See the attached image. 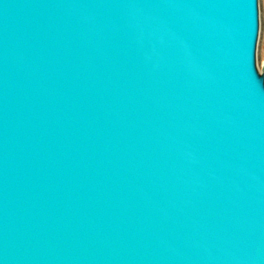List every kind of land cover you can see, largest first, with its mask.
I'll list each match as a JSON object with an SVG mask.
<instances>
[{
    "label": "water",
    "instance_id": "obj_1",
    "mask_svg": "<svg viewBox=\"0 0 264 264\" xmlns=\"http://www.w3.org/2000/svg\"><path fill=\"white\" fill-rule=\"evenodd\" d=\"M258 13L0 0V264H264Z\"/></svg>",
    "mask_w": 264,
    "mask_h": 264
},
{
    "label": "rangeland",
    "instance_id": "obj_2",
    "mask_svg": "<svg viewBox=\"0 0 264 264\" xmlns=\"http://www.w3.org/2000/svg\"><path fill=\"white\" fill-rule=\"evenodd\" d=\"M260 36L257 44L256 64L259 72H264V0H258Z\"/></svg>",
    "mask_w": 264,
    "mask_h": 264
},
{
    "label": "snow or ice",
    "instance_id": "obj_3",
    "mask_svg": "<svg viewBox=\"0 0 264 264\" xmlns=\"http://www.w3.org/2000/svg\"><path fill=\"white\" fill-rule=\"evenodd\" d=\"M257 20L259 21V13L257 14ZM257 36H260V31L258 30ZM264 72H260L259 75L255 77V81L258 83V85L264 86Z\"/></svg>",
    "mask_w": 264,
    "mask_h": 264
},
{
    "label": "bare ground",
    "instance_id": "obj_4",
    "mask_svg": "<svg viewBox=\"0 0 264 264\" xmlns=\"http://www.w3.org/2000/svg\"><path fill=\"white\" fill-rule=\"evenodd\" d=\"M260 30V29H259ZM258 40H259V37H258Z\"/></svg>",
    "mask_w": 264,
    "mask_h": 264
}]
</instances>
